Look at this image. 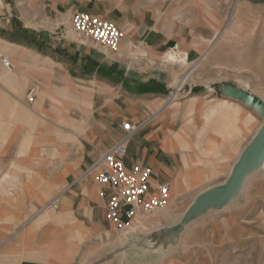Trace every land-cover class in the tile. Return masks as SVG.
Segmentation results:
<instances>
[{"label":"crops","instance_id":"obj_1","mask_svg":"<svg viewBox=\"0 0 264 264\" xmlns=\"http://www.w3.org/2000/svg\"><path fill=\"white\" fill-rule=\"evenodd\" d=\"M203 10L189 0H0V56L12 66L0 64V264L124 263L122 248L111 259L108 253L123 237L106 219L107 193L96 172L82 177L98 151L123 136L122 124L139 128L125 168L151 170L149 196L167 184L166 209L185 213L196 194L229 176L246 146L239 109L206 96L174 103L166 94L176 79L152 69L171 48L194 65L211 52L216 34ZM76 11L119 28L118 55L71 36ZM139 50L147 59L138 58ZM231 110L238 118L229 128ZM240 196L214 212L226 224L225 238L244 248L250 229L238 215ZM55 200L59 210L46 208ZM147 217L131 229L135 246L133 239L155 242L161 235L183 245L181 253L150 251L145 264H188V226L212 218L203 214L161 234L171 225ZM195 255L205 258L206 250Z\"/></svg>","mask_w":264,"mask_h":264},{"label":"rangeland","instance_id":"obj_2","mask_svg":"<svg viewBox=\"0 0 264 264\" xmlns=\"http://www.w3.org/2000/svg\"><path fill=\"white\" fill-rule=\"evenodd\" d=\"M189 2L203 5L204 10L200 13V17L206 21L208 28L212 26L211 29L216 34L214 48L194 65L195 69L189 77L187 73L190 70L162 63L163 56L155 62L152 69L156 72L160 70L167 72L164 74H170L176 79L174 89L166 94L169 98L179 82L187 77L181 90L176 93L174 103L186 104L191 97L206 96V101L212 99L226 101L233 108L237 107L241 112L239 123L244 121L245 124L246 132L243 140L247 145L263 124V119L254 109L232 99L231 94L251 93L264 100V0H189ZM136 55L139 59H147L142 50ZM228 92L230 95L227 94ZM228 112L230 128L238 117L232 110ZM232 128L233 131L238 132L236 127ZM232 130L228 131V135L233 134ZM243 186L240 192L242 198L238 215L244 218L245 226L250 229V237L246 239L244 248L240 241L233 242L225 238L227 228L226 224L221 222L223 217L217 218L218 216L215 215L219 214L214 212L215 210H210L205 214L212 218H207L205 223L201 220L200 225L192 223V226H188L190 228H188L187 250L192 253L188 264H264V169L248 174ZM201 193L196 194L194 199ZM189 203V201L186 203V207ZM184 210V208H168L147 219L160 222L163 220L170 224L171 226L163 228L161 231L163 234L175 228L176 223L181 221ZM131 231H119L123 240L117 248L108 250L110 259L116 253V249L121 248L124 252L123 264H137L138 255H141L139 257L141 264H145L146 260L143 261L142 256L153 250L156 255L173 254L175 250L181 253L180 245L182 247L183 243L180 244L178 237L173 241L169 236L161 235L155 242L140 237L137 240L133 239L139 242L135 246L129 236ZM139 232L143 233L144 230ZM203 249L206 250L205 258L195 255V252ZM110 264H116V259Z\"/></svg>","mask_w":264,"mask_h":264},{"label":"built area","instance_id":"obj_3","mask_svg":"<svg viewBox=\"0 0 264 264\" xmlns=\"http://www.w3.org/2000/svg\"><path fill=\"white\" fill-rule=\"evenodd\" d=\"M70 34L76 39L89 42L114 57L119 53L120 41L123 37L119 28L112 22L96 16L75 12L70 17ZM168 55L175 57L169 60ZM162 63L174 65L179 69L194 70V64L188 61L187 54L175 48L163 55ZM2 67L11 71L10 61L0 56ZM181 89H175L176 93ZM34 89L26 95L29 103L33 102ZM173 93V92H172ZM170 93V95H172ZM172 99V96L170 98ZM124 134L106 151H98L96 161L84 171L82 177L96 172V181L107 193L106 219L120 231H129L139 225L147 216L166 209L170 204L171 189L165 183H160L156 196H149V181L152 173L148 167L135 164L126 169L124 160L127 156V145L132 135L139 129L129 124H122ZM46 208L59 210L58 200L52 201Z\"/></svg>","mask_w":264,"mask_h":264},{"label":"water","instance_id":"obj_4","mask_svg":"<svg viewBox=\"0 0 264 264\" xmlns=\"http://www.w3.org/2000/svg\"><path fill=\"white\" fill-rule=\"evenodd\" d=\"M227 94L230 95L229 92ZM231 97L254 109L263 119V124L239 154L229 176L220 185L199 194L182 216L180 224L170 230L171 232H176L207 211L222 209L242 191L247 175L260 169L264 163V100L244 92H235Z\"/></svg>","mask_w":264,"mask_h":264},{"label":"bare ground","instance_id":"obj_5","mask_svg":"<svg viewBox=\"0 0 264 264\" xmlns=\"http://www.w3.org/2000/svg\"><path fill=\"white\" fill-rule=\"evenodd\" d=\"M168 58H169V60H174L175 61V57H173L172 55H168L167 56ZM194 70H192V71H189L188 73H187V77H189L191 74H192V72H193ZM187 77L184 79V80H181L180 82H179V84H178V86H177V88H176V91L177 90H179V89H181V87H182V85L185 83V81L187 80ZM176 91L175 92H173L172 93V99H175L176 98ZM260 169H264V163L262 164V166H261V168Z\"/></svg>","mask_w":264,"mask_h":264}]
</instances>
